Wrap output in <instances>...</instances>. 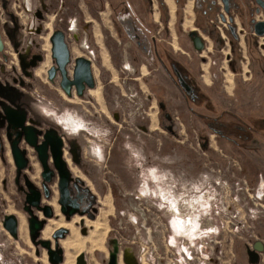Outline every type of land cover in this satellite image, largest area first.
Instances as JSON below:
<instances>
[{
    "label": "flooded vegetation",
    "instance_id": "af4514ba",
    "mask_svg": "<svg viewBox=\"0 0 264 264\" xmlns=\"http://www.w3.org/2000/svg\"><path fill=\"white\" fill-rule=\"evenodd\" d=\"M188 1L175 0L177 5H187ZM36 4L33 5V0H0V166L4 168V183L9 179L5 174L14 168L16 208L10 213L18 217L17 238H21L20 225L24 217L25 231L37 254L45 249L49 260L60 254L65 261L66 249L62 241L70 237L73 230L76 231L74 226L86 235V239L90 238L92 224L87 221L99 216L101 196L110 193L115 197L112 177H108L109 186H106L105 179L99 175V162L93 160L85 150L86 137H82L80 130H69L55 117V113L62 115L65 108L70 106L87 116L90 108L97 111V104L107 114L102 101L93 94V90L100 87L106 107L109 109L108 104L113 101L118 107L113 110L114 117L122 118V101L126 100L113 92L114 78H108L105 70L103 46L108 51L111 64L116 68L119 66L125 73L121 78L122 85L132 89L131 95H128L122 86L120 93L137 104H132L134 108H129L127 104L128 117L125 119L145 122L141 119L150 115L145 100L129 80L138 78L129 75L134 71L145 76L142 68L146 65L150 67L148 71H159L155 80L157 86L150 98L155 99L152 101L153 107L154 102L157 104L159 121L163 114V123L171 132L177 133L178 116L174 112L181 107L180 97L178 99L175 95L179 88L183 91V103L189 113L201 119V136L205 146L209 144L207 130L212 129L223 140L237 144L236 137H241L243 142L239 144L248 148L253 146L259 149L264 145V139L260 140L261 136L264 137V106L261 112L252 110L242 114L239 102L236 103L223 91L217 98L210 94L194 64L186 55L177 53L173 47L175 45L168 40L173 35L172 27L168 24L174 17L176 23L179 16L177 13L173 15L167 0H139V5L134 0H60L59 19H52L49 14L50 0H39V4ZM199 8H202L201 11L197 10ZM193 10L194 21L200 19L205 25L209 23L213 29L217 28L220 40L233 39L238 43L239 47H234V52L230 50V54L222 55L223 61L235 74L244 76L245 83H249L252 91L264 89V32L258 33L256 29V23L264 22V0H193ZM48 19L52 26L46 31ZM162 23L167 28L164 26L163 32L159 30L160 27L156 30L158 24ZM195 29L204 38L205 47L208 46L205 36L212 38L211 33L203 26L200 29L191 28L186 34L194 49L198 50L191 35ZM58 31L68 50L65 56L61 43L57 47L60 49V63L54 55ZM218 49L223 54L222 42ZM80 57L89 60L90 75H82L79 70L81 80H78L76 72ZM204 60L209 61V58L205 57ZM204 74L201 73L202 76ZM145 80L150 82V77H145ZM92 81L93 85L90 84ZM225 81L230 82L228 77ZM65 82L69 83L70 92L66 90ZM162 87L165 89L164 95L160 92ZM166 88H170L167 94ZM141 126L145 130L149 128L145 123H141ZM29 131L36 134L35 144L27 138ZM14 143L19 148L18 155L14 152ZM116 152V144L110 145L108 157L111 159L109 164L105 163L107 169L104 173L112 171L108 165L115 167L112 156ZM18 162L25 163V167L19 168ZM115 174L118 175L117 172ZM31 218H34V222H31ZM53 218L60 221L52 228ZM71 239V247L77 252L81 251L75 246L80 242V237L76 235ZM107 239L109 251L106 264L115 246L118 247V264H122V261L125 264H140L133 250L123 243L120 231L112 225ZM258 240L247 247L252 263L259 261L260 253L264 250L263 241V250L256 248ZM252 258L256 261H252ZM69 260L74 264L73 259Z\"/></svg>",
    "mask_w": 264,
    "mask_h": 264
},
{
    "label": "rangeland",
    "instance_id": "374dc122",
    "mask_svg": "<svg viewBox=\"0 0 264 264\" xmlns=\"http://www.w3.org/2000/svg\"><path fill=\"white\" fill-rule=\"evenodd\" d=\"M134 1L139 5V0ZM167 1L173 15L177 13L179 16L176 23L174 17L168 24L173 32L168 40L175 45L173 47L177 53L186 55L194 64L210 94L217 98L220 91H223L225 95L234 98L236 103L239 102L242 114L252 110L261 112L264 89L252 91L249 83H245L244 76L235 74L228 63L223 61L227 53L239 47L238 43L233 39L219 40L224 45L223 54L218 49L219 45L216 48L214 44L201 51L195 50L186 33L191 28L200 29L203 21H194L195 17L191 16L195 15L193 0L188 1H192L191 8L188 3L177 5L172 0ZM36 3L39 4V0H33V5ZM50 3L51 18L59 19L60 0H50ZM48 21L46 31L52 26ZM55 23H58L57 20ZM164 26L167 28L164 23L158 24L156 30L160 27L159 30L163 32ZM114 41L119 43L116 39ZM115 42L112 44L115 45ZM101 50L108 78H114L113 92L124 96L126 100L122 101V118L114 117L113 110L117 105L113 101L108 104L109 109L106 107L100 87L94 89L93 94L102 101L108 115L100 109V104H97V111L90 108L92 113L88 111L87 116H83L73 106L65 108L62 115L55 113L56 119L69 130H80L82 137H86L85 150L93 160L99 162V175L105 179L106 186H109L108 177L111 176L115 184L113 187L116 188L115 197L110 193L101 196L99 216L87 221L92 224L90 236L99 240L85 243L81 247L86 251L88 264H106L110 225L120 231L123 243L133 250L140 264H264V250L257 263H252L247 253V247L253 246L254 241L259 239L264 242V145L259 149L253 146L248 148L247 145L239 144L243 142L241 137H236L237 144L223 140L212 129L207 130L209 144L205 146L201 136V119L189 113L183 103V91L179 88L175 95L178 99L180 97L181 107L174 112L178 116L177 133L171 132L163 123V114L159 121L156 115L157 104L154 102L153 107L152 101L155 99L150 98L152 90L157 86L155 80L159 71H148L150 67L146 65L142 68L145 76L134 71L129 75L138 78L129 80L130 85H135L145 100L150 115L141 119L145 122L125 119L128 117L127 104L129 108L137 104L120 91L123 86V91L131 95L132 89L122 85L121 78L125 73L119 66L117 69L111 64L106 47L103 46ZM205 57L209 61L204 60ZM202 72L205 73L203 76ZM145 77H150V82ZM226 77L230 82L225 81ZM160 92L164 95L165 89L160 88ZM141 123H145L148 130L143 129ZM263 139L261 136L260 140ZM112 144H116L117 150L112 156L115 167L108 165L112 171L104 173L107 169L105 163L109 164L111 159L108 150ZM3 173L1 165L0 175ZM5 175L9 177L7 183L0 177V264H53L45 249L42 253H36L34 244L24 232V217L21 219L20 233L25 240L16 239L1 225L4 215L16 208L14 168H10ZM179 219H192L193 223L183 226ZM59 221L51 219V227L59 225ZM74 228L76 231L73 230V234L62 241L64 247L67 242H63L76 235L82 239L87 238ZM65 249L66 259L63 264L69 259H73L76 264V255L80 251ZM122 264L125 263L122 261Z\"/></svg>",
    "mask_w": 264,
    "mask_h": 264
},
{
    "label": "water",
    "instance_id": "95a60500",
    "mask_svg": "<svg viewBox=\"0 0 264 264\" xmlns=\"http://www.w3.org/2000/svg\"><path fill=\"white\" fill-rule=\"evenodd\" d=\"M256 29H257L258 33H263L264 32V22L256 23ZM191 35H192V39H193L195 48L198 50H203L205 48V40L202 37V35L199 34L198 30H196V29L191 32ZM56 37H58V39L56 41V46H54V55L58 58V62L60 63V49H58L57 47L58 46L60 47V43H61L62 51L64 52L65 56H67L68 50H67L66 43L64 42L63 36L60 37V31L57 32ZM66 60H67V57H66ZM78 61H79V65H78V69L76 72V77H78V80H81V75L79 74V70L82 71V75L86 74V73L88 75H90V65H89V60L84 59L83 57H80ZM90 84L93 85L94 84L93 81L90 82ZM64 86H65L66 90L68 92H70L69 83L65 82ZM79 92L80 93L82 92L81 88H79ZM29 132H27V138H28L29 142H31L32 144H35L36 140H37L36 134L34 131L33 132L29 131ZM13 146H14L13 147L14 152L18 155L17 151H19V148L17 147V145L15 143ZM18 167L24 168L25 163H19L18 162ZM31 222H34V218H31ZM2 224H3L4 228H6V230L13 237L17 238V236H18V217L15 213H6L2 219ZM262 244H263V242L261 240H258L256 242V248L258 250H263ZM117 250H118V247L115 246V250L110 254V259H109L108 264H118ZM53 251L58 252V253L60 252V250H53ZM49 252L52 254V249H50ZM50 261L53 264H60V263L63 264L64 258L62 255L60 256V254H59L58 257H51ZM252 261H256V259L252 258ZM77 264H88V260L86 258V252L85 251L82 250L78 253ZM135 264H137V263H135Z\"/></svg>",
    "mask_w": 264,
    "mask_h": 264
},
{
    "label": "bare ground",
    "instance_id": "6f19581e",
    "mask_svg": "<svg viewBox=\"0 0 264 264\" xmlns=\"http://www.w3.org/2000/svg\"><path fill=\"white\" fill-rule=\"evenodd\" d=\"M97 93V91H96ZM97 96V95H96ZM99 98V97H97ZM179 222H180V225H183V226H189V225H192L193 221L192 219H187L186 221H184L183 219H179ZM95 239V240H94ZM98 239V238H97ZM96 238H94L93 236L90 237V239H82L80 238V242L75 244V246L78 248V249H82L81 247L84 246L85 243H91L92 241L95 243L98 242L99 240H97ZM85 240V241H84ZM73 245V242H68L67 243V246L71 247ZM96 245V244H95ZM190 253V252H189ZM66 264H73L72 263V260H68V262Z\"/></svg>",
    "mask_w": 264,
    "mask_h": 264
},
{
    "label": "crops",
    "instance_id": "0c3cea01",
    "mask_svg": "<svg viewBox=\"0 0 264 264\" xmlns=\"http://www.w3.org/2000/svg\"><path fill=\"white\" fill-rule=\"evenodd\" d=\"M172 2H174L175 4H176V2H175V0H172ZM191 6H192V1H190L189 3H188V7L189 8H191ZM186 10V9H185ZM191 11V10H190ZM189 14H191L190 12H189ZM191 16H193V17H195V15H192L191 14ZM210 40H207V42L208 43H210L209 45H208V47H210V46H212V44H214V46L217 48L218 47V45L220 44V42L217 40V39H215L214 37H212V38H209ZM219 42V43H218ZM207 47V48H208ZM3 169V172H4V168H2ZM3 176H4V173L2 174V175H0V177H1V180L3 179ZM20 232H21V230H20ZM25 233H26V235L28 236V234H27V231H24ZM21 238L23 239V240H25L24 239V237L21 235ZM29 238V237H28ZM17 239V238H16ZM72 240V239H71ZM71 240H69L68 242H70ZM66 248H68V249H73V250H75L76 251V249L75 248H73V247H67V246H65ZM80 250H82V249H80ZM77 252V251H76ZM68 261H66V263H67ZM65 263V264H66ZM72 263H73V261H72Z\"/></svg>",
    "mask_w": 264,
    "mask_h": 264
},
{
    "label": "trees",
    "instance_id": "16d2710c",
    "mask_svg": "<svg viewBox=\"0 0 264 264\" xmlns=\"http://www.w3.org/2000/svg\"><path fill=\"white\" fill-rule=\"evenodd\" d=\"M202 8H199L197 10L201 11ZM200 14V13H199ZM205 23V22H204ZM203 22L201 23V25L208 31L211 33L212 37H214L215 39H217L218 41L220 40L219 37H218V34L216 32L215 29H213L211 27V25L209 23H207L206 25L204 24ZM209 26V27H208Z\"/></svg>",
    "mask_w": 264,
    "mask_h": 264
},
{
    "label": "built area",
    "instance_id": "2783aa9c",
    "mask_svg": "<svg viewBox=\"0 0 264 264\" xmlns=\"http://www.w3.org/2000/svg\"><path fill=\"white\" fill-rule=\"evenodd\" d=\"M218 26H219V27H220V29H221V26H220V25H218ZM205 38H206V39H208L206 36H205Z\"/></svg>",
    "mask_w": 264,
    "mask_h": 264
}]
</instances>
